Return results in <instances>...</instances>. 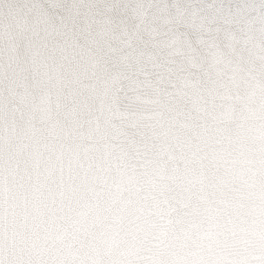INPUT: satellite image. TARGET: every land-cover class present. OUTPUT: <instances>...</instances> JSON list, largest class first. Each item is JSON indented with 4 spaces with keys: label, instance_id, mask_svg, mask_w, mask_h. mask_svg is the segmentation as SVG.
Returning <instances> with one entry per match:
<instances>
[{
    "label": "snow or ice",
    "instance_id": "6c2138e0",
    "mask_svg": "<svg viewBox=\"0 0 264 264\" xmlns=\"http://www.w3.org/2000/svg\"><path fill=\"white\" fill-rule=\"evenodd\" d=\"M64 6L11 0L0 10V180L23 183L65 162L194 165L238 120V105L264 112V17L226 0ZM82 12L87 48L71 32Z\"/></svg>",
    "mask_w": 264,
    "mask_h": 264
},
{
    "label": "clouds",
    "instance_id": "9594fccd",
    "mask_svg": "<svg viewBox=\"0 0 264 264\" xmlns=\"http://www.w3.org/2000/svg\"><path fill=\"white\" fill-rule=\"evenodd\" d=\"M226 2L264 17V0ZM71 32L88 47L86 14ZM237 115L194 165L180 156L158 171L65 162L23 183L0 180V264H264V112L241 104Z\"/></svg>",
    "mask_w": 264,
    "mask_h": 264
}]
</instances>
